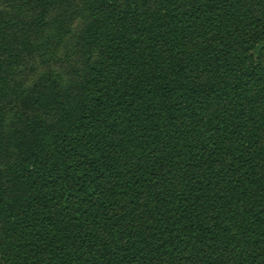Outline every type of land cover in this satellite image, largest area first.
I'll return each instance as SVG.
<instances>
[{"label":"trees","instance_id":"trees-1","mask_svg":"<svg viewBox=\"0 0 264 264\" xmlns=\"http://www.w3.org/2000/svg\"><path fill=\"white\" fill-rule=\"evenodd\" d=\"M0 264H264V0H0Z\"/></svg>","mask_w":264,"mask_h":264}]
</instances>
